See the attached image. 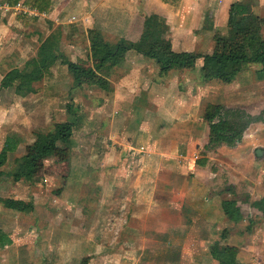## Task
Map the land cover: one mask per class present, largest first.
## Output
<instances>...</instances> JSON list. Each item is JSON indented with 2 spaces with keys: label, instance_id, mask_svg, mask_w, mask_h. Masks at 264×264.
<instances>
[{
  "label": "rangeland",
  "instance_id": "1",
  "mask_svg": "<svg viewBox=\"0 0 264 264\" xmlns=\"http://www.w3.org/2000/svg\"><path fill=\"white\" fill-rule=\"evenodd\" d=\"M3 1L5 0H0ZM190 1L192 3L189 2L186 8L182 6L184 8L179 14L181 21H177V24L172 22L173 19L169 15L170 4H163L158 0L150 7L139 5L134 0H53L56 16L59 18L53 20L44 18L40 23L30 25L27 30H23L24 26L22 29L16 27L13 19L8 21L11 24L8 23L0 14V36L10 45L8 55L0 59V74L10 67L21 65L23 57H26L28 52L31 53L36 43L46 34L56 30V26H60V50L67 58L87 69H93L96 61L89 56L84 25L97 27L109 41H124L133 45L140 41L146 29L145 25L148 24L149 32L153 36H156V32H161L170 37L169 40L166 38L164 40L170 43L173 50L208 54L213 48V34L216 31L226 32L227 21L222 27L224 31L213 27L215 0ZM109 3L114 5L109 7ZM173 5V11L176 12L180 6L178 3ZM200 6H203L200 8L202 11L199 10ZM110 9L113 10L111 17L114 19L106 22L105 12ZM152 12L154 15L149 18L150 24L144 17ZM72 16L74 19H70ZM86 18L88 20L84 21ZM185 19L186 21H182ZM83 21L84 25L81 24ZM197 24L198 29H195ZM261 28L264 33V26ZM32 35V43L20 48L17 42ZM20 49H27L28 52L19 57ZM137 56L140 55L131 49L126 53L123 62L111 69L108 74L110 91L101 90L87 83L76 85L67 68L61 64L54 65L48 75L36 83L38 92L42 90L47 97L42 101L36 100V97L28 98L30 100L17 97L14 100V94L10 89L2 90V101L6 105L12 103L15 108L13 116H23L24 109L33 110L36 108L35 105L41 109L34 114L33 122L36 121L34 127L18 133L23 142L22 152L24 153L35 132H45L50 130L55 122L69 120L77 125V131L74 130L73 133L79 140H76L78 145L75 149L77 159H80L82 165L84 158L88 162L93 160L91 156L98 153L96 147L98 143L93 144L92 139L86 137L82 133L83 130H79L83 123L90 122V126L95 128L99 124L96 119H90L87 108H95L94 112L99 113V107L104 105L103 113L107 110L108 113H105L103 119L109 114L108 116L114 118L121 117L126 124L132 120L130 115L134 109V100L131 94L126 99L125 96L135 92L133 89L137 87V80H140L139 88L145 77L152 81L163 77L159 74V66L153 59H145V63L142 64L138 62ZM202 64L203 58H199L192 68L171 69L170 75L176 70L180 73L178 88L182 87L185 79L201 80ZM259 68L258 63L244 64L238 74L243 70L244 73L239 77L237 74L231 82L235 81V86L242 85L244 96L248 97H245L244 102L237 101L235 105L223 104L231 109L228 115L230 118L241 117L242 120L250 121L241 140L232 146L218 144L194 152L199 158H209L208 163L195 172L192 168L186 170L190 176L198 177L197 180L193 179L194 185L192 184L189 192L184 189L173 196L178 206L180 204L181 206L173 209L175 212L171 215L172 223L169 229H151L141 225L138 231L126 227L116 228L113 222L115 214L120 213L123 205L115 202L114 197L112 202L106 205L105 213L100 212L101 209L98 208L102 198L99 199L97 194L101 190L100 187H103L102 191L106 189L105 184L101 185L100 177L95 181L92 178L84 180L82 174L81 183L75 190L76 186H73L70 174L74 152L69 145H59L54 155L45 160V164L38 163L37 166L41 193L49 196L41 200L40 206H45L50 213L42 215L45 218L51 215L50 219L53 222L52 230L49 229L44 234L45 241L51 237L56 239L54 236L66 241L70 239L69 236L78 232L89 234V238L100 244L90 251L88 264H216L209 254V246L214 241L237 246L239 264H264V219L260 211L252 205L254 200L264 194V79L257 75ZM167 74L165 76H169V73ZM213 80H216L218 85L216 89L221 92L224 90L222 87L229 84ZM116 86L123 88L119 89L122 95L113 103L112 97L107 95ZM28 103L32 104L31 108L25 106ZM68 106L71 107L70 113L67 111ZM15 129L18 130L17 127ZM88 130L87 127V133ZM168 143L171 144L172 141L167 142V145ZM93 146L95 148H92ZM109 148L113 149L110 146ZM177 149V152L182 150ZM191 156L187 158L188 162L192 161ZM152 158L154 160L150 159V163L157 164V158ZM44 178H47V182L43 180ZM158 182H164L162 174L158 176ZM75 191L79 192L74 195ZM226 198L236 200L241 213L239 221L234 222L225 218L220 201ZM122 216L126 217V209L122 210ZM33 246L36 247H33L32 252H35L37 260L28 261L25 254L26 262L23 264H81L78 254L72 252L68 254L67 249L58 252L45 245L42 247L39 243ZM28 252L30 253L29 250Z\"/></svg>",
  "mask_w": 264,
  "mask_h": 264
},
{
  "label": "crops",
  "instance_id": "2",
  "mask_svg": "<svg viewBox=\"0 0 264 264\" xmlns=\"http://www.w3.org/2000/svg\"><path fill=\"white\" fill-rule=\"evenodd\" d=\"M51 1V10L47 13H39L37 10L23 5L22 0L13 5L5 0L0 2V14L7 22L13 19L16 27L22 29V26H24L25 28L23 30H27L30 25L40 23L44 18L51 20L59 18L56 16L57 13L54 10V2L53 0ZM158 1L163 4H169L161 0ZM195 1L197 2V0ZM215 1L213 27H218L217 30H222V27L226 25L228 9H230L229 6L235 1L241 0ZM255 1L256 3L252 7V12L259 17H264V0ZM134 2L142 6L150 7L157 3V0H134ZM189 2L191 1L176 0L174 4L178 3L180 6L176 12L173 11L174 5L170 4L171 12L169 15L173 19L172 22L177 24V21H181L179 14L183 10L182 8H186ZM110 5H114V3H109L108 6L110 7ZM108 6L106 9H108ZM202 7H199L200 11H202L200 9ZM112 11L110 9L105 12L107 14L105 15L106 22H111L114 19L111 17ZM108 12L110 13L108 14ZM52 15L54 17L51 18ZM151 15H154V13L152 12L150 15L148 14L144 17L149 23ZM70 19H74V16ZM87 20L88 18L84 21ZM84 21L81 22L82 25H84ZM182 21H186V19ZM195 27V29H198V24ZM88 28H95L104 38L102 31L97 27L84 25L83 29L85 33ZM262 30L263 28H261V35L264 37ZM183 31L185 32L186 29H183ZM156 33V36H160L163 39H170L169 36L161 32ZM32 39L33 35L24 38L22 41H18L17 44L20 45V48H24V45L30 44V42L32 43ZM104 39L108 40L106 38ZM39 43L40 41L36 43V47L31 53L27 49H20L19 57H23L24 53L28 52V55L23 57L22 62L35 55ZM9 46L5 40H0V59L8 55ZM137 54L140 55L137 56L139 63L144 64L145 59H149L139 53ZM10 68L0 74V79ZM170 71H168L170 77L162 75L163 77L153 81L145 77L141 82L142 86L139 88L140 80H137V87L133 89L135 92L125 94V99L131 94L132 100H134V109L130 115L132 120L126 124H124L121 117L114 118L111 115L108 116L109 114L103 119L105 113H108V110L103 113L105 109L104 105L99 107V113L94 112L95 108H87L90 119H96L99 124L95 128L90 126V122L88 124L83 123L79 130H83L82 133L92 139L93 144L98 143V146L96 144L98 153L91 156L93 160L90 162L84 158L83 165L80 159H77V153L75 151L76 145H78L76 142L79 140L73 135L77 131V125L74 124L75 126L69 144V147L74 152L71 159L70 174L73 178L71 182L74 187L76 186L75 190H77L81 183L80 176L82 174H84V180L92 178L95 181L98 177L101 178V185L105 184L106 189L102 191L103 187H100L101 190L97 194L99 199L102 198L99 201L101 202L100 208H98L101 209L100 212L105 213L106 205L110 204L114 197H116L115 202L118 201L120 205H123L119 211L120 213L118 214L117 212V215L115 214V220L113 222L116 228L123 229L126 227L136 231L141 227L169 229L172 223L171 215L175 212L173 209L181 206V204L178 206L173 196L175 197L184 189H186V192H189L190 187L192 184L194 185V181L198 177L190 176L187 169L192 168L195 172L198 168L208 163L209 158H199L194 155V152L198 149L205 150V145L208 142V122L204 119L206 106L209 103L235 105L237 101L241 100L244 102L245 97H248L244 96L245 93L242 90L244 87L242 85L239 86L240 84L235 86V81L227 84V86H223L222 88L224 90L222 92L216 89L218 85L215 82L216 80L213 79L208 81L197 79L195 81L188 78L185 79L182 87L178 88L180 73L176 70V72L170 75ZM242 73H244V70ZM242 73L237 76L239 77ZM119 89L123 88L116 86L107 95L112 97L111 101L113 100V103L118 101L122 95ZM135 96L136 98H134ZM17 97L23 100H30L36 97L35 99L38 101L47 98L44 92L42 90L38 92L37 88L36 92L28 93L25 96L14 94V100ZM135 100L137 101L135 102ZM25 106L30 107L32 104L28 103ZM35 107L33 110L24 109L23 116H13L12 112L15 108L12 103L6 105L2 101L1 91L0 150L6 136L17 138L19 143L15 151L7 153L6 161L1 167L3 173L0 175V197L20 199L29 202L31 207L28 211H20L7 208L0 203V231L6 232L11 239L10 244L0 248V264H23V262H26L25 254H27L28 261L37 260L35 258V252H32L35 243H39L42 247L45 245L49 249H56L58 252L61 249H67L69 251L68 254L70 252L77 253L79 258L88 257L89 261L90 251L96 248L100 242H94L93 239L89 238V234L87 233L80 234L78 232L77 234L69 236L68 238L70 239L66 241H61L58 236H54L56 239L51 237V239L45 241L44 234L49 229L52 230L53 222L50 219L51 215H47L46 218L42 215L50 213L45 206H40L41 200L49 196L46 197L41 193L42 189L38 182L40 181V178L37 177L38 175L36 174L32 181L24 179L14 181L11 177V173L16 167L15 158L23 154V142L18 133L20 131L22 132V130L25 132L30 130L31 127H34L36 123V121L35 123L33 122L34 114L41 110L38 106L35 105ZM87 127L89 128L88 133L86 131ZM32 140L31 138L30 142ZM169 141H172V143H168L167 145ZM109 146L113 149H110ZM92 148H95V146ZM177 148L182 150L177 152ZM111 153L112 155H110ZM189 156L192 158L191 162L187 160ZM152 157L157 158V164L150 163V159L154 160ZM45 160L47 159H41L38 163L45 164ZM196 160H200V163H197ZM202 161L203 164H201ZM161 174L164 176V182H158V176ZM194 178L195 180L193 181ZM43 180L47 182V178ZM181 183H183L182 186L180 185ZM77 192L79 191L73 192L74 195ZM124 209H126V217L122 216V210ZM176 212L179 214L178 211ZM225 218L227 217L225 216ZM140 225L141 227H139ZM73 228L75 229V226ZM28 250L30 253H27ZM236 259L238 261V247ZM214 261L216 262V260Z\"/></svg>",
  "mask_w": 264,
  "mask_h": 264
},
{
  "label": "trees",
  "instance_id": "3",
  "mask_svg": "<svg viewBox=\"0 0 264 264\" xmlns=\"http://www.w3.org/2000/svg\"><path fill=\"white\" fill-rule=\"evenodd\" d=\"M13 5L20 0H6ZM164 3L174 4L176 0H161ZM23 5L47 13L51 10V0H22ZM255 0L235 1L231 4L227 20V31H216L213 34V48L208 54L194 51H176L170 43L149 32L148 25L140 41L136 44H127L124 41L110 42L105 40L95 28L86 30L88 53L96 61L93 69H87L67 58L60 50V26L52 30L41 39L34 56L24 60L21 66L11 67L0 79V94L2 90L10 89L13 94L25 96L36 92L35 84L44 78L56 64L65 65L68 72L76 81V85L87 83L95 85L101 90L110 91L111 85L108 74L111 69L119 66L129 50H134L142 56L153 59L159 66V74L165 75L171 69L192 68L197 59L203 58L200 67L201 80L217 79L223 83H230L243 69L246 63H258L259 78L264 79V37L261 27L264 26V17L252 12ZM68 113L71 107L68 106ZM231 112L224 105L210 103L204 111V119L208 122V142L205 148L226 144L232 146L239 142L249 124V120L234 119L228 116ZM75 122L65 120L55 122L50 130L35 132L33 140L26 145L24 153L15 158L16 167L11 173L14 181L24 179L32 181L37 174L38 161L52 157L59 145L70 144ZM19 140L6 136L0 150L1 167L5 163L7 153L15 151ZM205 160V159H204ZM200 163V160H196ZM203 164V161L202 163ZM0 203L20 211H28L29 202L10 197H0ZM252 205L260 211L264 219V194L254 200ZM220 207L223 214L231 221L241 219L240 208L235 199H222ZM11 243L6 232L0 231V248ZM210 256L216 264H238L236 259L237 247L214 241L209 246ZM88 257L81 259V264H87Z\"/></svg>",
  "mask_w": 264,
  "mask_h": 264
}]
</instances>
